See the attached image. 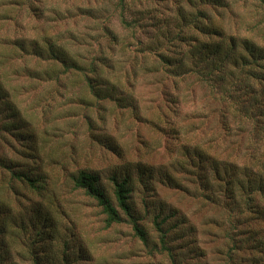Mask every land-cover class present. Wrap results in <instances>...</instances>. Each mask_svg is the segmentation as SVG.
Returning a JSON list of instances; mask_svg holds the SVG:
<instances>
[{
  "label": "rangeland",
  "instance_id": "1",
  "mask_svg": "<svg viewBox=\"0 0 264 264\" xmlns=\"http://www.w3.org/2000/svg\"><path fill=\"white\" fill-rule=\"evenodd\" d=\"M117 1L0 0L1 52L11 50L4 43L7 40L8 44L18 38L40 42L45 36L66 39L73 53L88 56L100 51L112 66L105 76L109 85L116 86L113 97L122 100L119 106L114 100L93 98L79 75L35 80L25 70L42 73L49 65L31 57H16L12 51V55H6L0 72L6 74L14 101L42 147L37 160L50 178L48 192L54 194L50 201H40L24 184L8 178L7 172L3 178L0 172V180L12 187L10 193L16 190L20 195V201L11 206L8 244L0 251L6 250L8 255L0 257V264H33L34 255L44 254L49 256L47 264H224L227 246L239 239L227 208L198 198L194 168L182 157L180 148L196 144L222 160H243L255 142L261 144L252 135L251 122L240 132L232 119H227V133L220 127V106L195 76L176 79L150 72L154 58L143 61L133 51L136 39L120 27ZM123 1L130 12L125 14L128 19L131 14L145 15L148 34L142 30L136 34L145 43L158 27L174 37L185 29L178 23L179 8L191 10L185 0ZM223 1L225 7L207 12L214 22L238 42L248 38L263 47L264 7L257 0ZM194 3L199 10L201 3ZM87 8L97 11L100 19L81 15ZM185 14V19L191 15ZM104 25L119 36L121 43L113 46L103 37ZM120 68L128 74L121 76ZM23 145L25 142H16L0 132V158L26 168L31 159L25 158ZM260 154L264 155L261 150ZM120 169L131 171L135 179L140 175L137 170L145 173L141 182L130 187L129 205L147 235V244L135 236L122 213L123 221L108 227L96 202L74 188L73 177L79 170L97 173L99 186L115 205L108 178L119 174ZM173 213L163 226L167 230L179 225L178 233L168 234L165 240L170 257L162 249L153 221ZM34 219L38 221L36 228ZM46 226L48 231L52 229L53 240L39 248L38 232Z\"/></svg>",
  "mask_w": 264,
  "mask_h": 264
},
{
  "label": "trees",
  "instance_id": "2",
  "mask_svg": "<svg viewBox=\"0 0 264 264\" xmlns=\"http://www.w3.org/2000/svg\"><path fill=\"white\" fill-rule=\"evenodd\" d=\"M185 1L191 9L190 12H185L181 7L177 14V19H181L178 21L180 27L183 26L185 29L179 30L174 37H171L167 29L155 28L146 43L136 38L140 30L143 34H148L145 15L140 14L136 17L131 14L132 18L128 19L125 14L130 12L125 10L123 0H118L115 7L120 10L118 13L120 27L136 39V48L133 51L143 61L150 57L154 58L150 72L155 74L162 72L169 78L176 79L188 75L195 76L199 82L206 85L210 95L220 106V127L227 133L230 131L227 123L230 121H226L227 119H232L235 129H239L240 132H244L243 126L251 122L252 135L259 139L261 144L258 146L259 143L255 142L256 146L252 151L249 150L248 156L246 154L243 160H222L196 144L192 147L181 146L180 149L183 153L182 157L191 168H194L195 172L192 175L199 182L198 198L212 206L227 208L229 216L235 220L234 229L237 230L236 236L239 239L232 244L228 241L224 264H264V155H259V150L264 153V45L258 46L248 38L238 42L237 38L227 35L223 28L214 22L207 12L225 7V1ZM194 1L201 3L199 10L195 9ZM257 1L264 7V0ZM80 13L91 19H100V15L96 14L98 12L92 8ZM185 13L191 15L185 19ZM191 27L192 33L188 30ZM102 30L103 37L108 39L111 45L121 43L119 36L108 26L104 25ZM8 42L7 40V43H4L10 45L11 50L0 51V71L6 55H12L10 54L12 51L16 57H31L35 62L40 64L45 62L49 65L48 70L42 73L25 70L27 75L35 80H58L79 75L93 98L122 103L121 99L113 97L116 86L109 85L111 82L105 76L111 73L112 66L105 61L102 52L88 56L81 52L73 53L67 47V40L59 37L45 36L40 42L35 39L28 42L24 38L15 39L9 44ZM56 67L58 70L54 69ZM105 70L107 73H104ZM120 70L121 76L128 74L127 70L121 68ZM119 74L117 75L120 76ZM8 85L6 74L0 72V132L16 142H25V146L23 145L27 152L25 158H30L31 162L24 168L22 164L18 165V162L0 158V172H3V178L6 177L4 172H7L8 178L24 184L31 194L39 197L40 201L45 199L50 201L54 194L47 189L50 178L44 174L45 168L42 167L40 160H37L42 147L38 146L36 136L27 127V121L18 109ZM116 153L119 155L118 152ZM137 171L140 175L136 179L131 171L122 172L121 169L119 174L114 173L109 176L115 205L99 186L100 177L97 173L79 170L73 177V184L75 190L82 191L96 202L105 216L104 222L108 227L121 223L122 213L126 216L135 236L143 244H147V235L139 226V218L134 216V211L129 205L130 187L136 181L141 182L145 175L143 171ZM168 180H171V177H168ZM10 189L12 187L8 188L4 179L0 180V251L8 244L6 238L10 233L9 223L12 221L11 206L20 201L19 192L13 190L12 195ZM13 197V200L7 199ZM36 214L40 215V212ZM174 215L175 213L169 214L166 219L159 221L157 216L153 221L155 229L160 234L162 249L170 257L172 254L165 240L168 234L172 233L173 236L178 233L179 225L174 224L167 230H164L163 226ZM32 222L33 227L36 228L38 221L34 219ZM48 227L46 226V230L41 233L38 232L39 248L44 247L42 243L53 240L52 229L48 231ZM237 252L239 253L236 254ZM2 255L7 256L8 252L3 250L0 252V257ZM48 259V254L34 255L32 261L33 264H47Z\"/></svg>",
  "mask_w": 264,
  "mask_h": 264
}]
</instances>
